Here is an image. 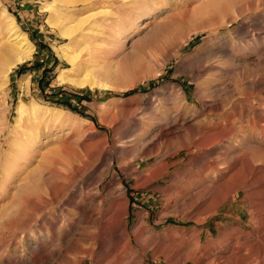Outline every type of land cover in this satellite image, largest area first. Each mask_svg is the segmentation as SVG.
<instances>
[{
    "label": "rangeland",
    "instance_id": "1",
    "mask_svg": "<svg viewBox=\"0 0 264 264\" xmlns=\"http://www.w3.org/2000/svg\"><path fill=\"white\" fill-rule=\"evenodd\" d=\"M9 15L32 43L21 61L4 47ZM50 21L77 26L78 66L57 54L70 40ZM1 70L0 264H264V0H0ZM232 125L228 148L198 144ZM248 151L261 180L243 187ZM60 157L82 169L56 224L22 225L26 192Z\"/></svg>",
    "mask_w": 264,
    "mask_h": 264
},
{
    "label": "bare ground",
    "instance_id": "2",
    "mask_svg": "<svg viewBox=\"0 0 264 264\" xmlns=\"http://www.w3.org/2000/svg\"><path fill=\"white\" fill-rule=\"evenodd\" d=\"M67 8H69V7H67ZM62 10H59V12H61V13L64 14L63 15V20L70 19L72 17L73 13H71L69 11L68 12L67 11L64 12ZM199 15H201V13H199ZM6 18H7V20L5 22H6V25H7L6 30H7L8 35H7V39L5 41L6 43L4 44L5 49L8 52H11V51L16 52L17 53V58L16 59L18 61H21L23 59L28 58L31 55L32 43L28 39L27 35L25 33H23L21 31V29L18 27V25L15 22V18L13 16L9 15ZM81 21L83 22V19ZM58 22H55V21L52 22V21H50L51 25H54V26H57L58 25L59 33L63 37L67 38L70 41H68L67 43H65V45L63 47H61L60 49H57V54L60 55V57L66 59L71 64V66H78V63L76 61V56L74 55V52L72 51V45H71V44H73L72 41L77 40L76 39V36H74L72 34V32L75 30V28L77 26L76 27H74V25L73 26H67L66 24H62V21L59 22V24H58ZM2 71L3 70L0 71V76L3 73ZM62 80H64V78H62ZM76 84H77V86H81V85L84 84V81H78ZM94 84H95V82L93 80H91L90 83H89V85H94ZM25 110H26V108L23 107L22 105H20L18 107V109H17V112L19 114L18 120L21 119V117L23 116ZM30 110H32V109L30 108ZM218 123H219V121H218ZM210 124H212V123H210ZM238 129H240L238 131H243L242 128H238ZM234 131H235V128L232 125L228 129L222 130L220 132L218 131V132L209 134L208 136H206V134L203 133L201 135V139L198 140V144H200V146H204V145H206L208 143L219 144V143H221V142H223V141L226 140L229 145L228 146H225V147L228 148L232 144V142L229 141V139L233 138V136H232L233 133L232 132H234ZM208 138H211V140L209 141ZM62 144H63L62 145L63 146L62 149L65 150L66 149V147L64 146V145H66L65 142H63ZM193 144H195V145L198 146L197 143H193ZM190 146H191L190 144L187 146L188 149L190 148ZM93 148L94 147L91 146V145H89V143H88V145H86V146L84 145L82 147L83 153H82V155H79V158L81 159L83 165H85L88 161H94L96 159V157L94 156V154H96V153H94V149ZM101 150H103V149H101ZM101 152L102 151H98L97 152V155H96L97 158L106 157V155H110L108 153V154H106L104 156L103 152H102V154H101ZM48 153H50V151L47 152V154ZM45 156H46V154H45ZM45 156L43 155V157H45ZM82 156H83V158H82ZM239 156L240 155H237L236 154V155H234V156H232L230 158H227V160L224 161L227 164V169H226L225 172H222V174L220 176H221V178H223L225 180V182L228 181V180H230L234 175L239 174V170L241 169V167H240L241 165L238 168H236V164L237 163L235 162V160ZM245 157H246V161L248 162V167L245 170H243V171H245V173L242 172V175H243V178H244V179H242V182H243V184L245 183V186L243 185V187H246V186H249V185H253V184L254 185L255 184H258V182H260V180H261V178H259V175L256 173L255 168L252 167L255 164L254 162H256L258 160V158L256 157V155L255 154H252L251 152L248 151L246 153V156ZM54 162L55 163L50 162L51 164L49 165V167H47V171L46 172L48 173V175L47 176H44V174L40 172V174L38 176H35L36 177L35 182H34L35 184L32 185L31 191L29 193H28V191L26 192V199H28L29 201H31L32 202V205L29 206V205L24 204L18 210V212H20L22 214L20 216V218H19L20 219V223L22 225H24V226L32 223L31 222L32 220L36 223L40 217H43L44 218V222H42V224H39V225H43V224H45V222L46 223H49L52 226L55 225L56 224V221L54 220V213H55V211L59 210L61 208V206H63L64 199L63 200H61V199L64 198L68 194L67 193L68 187L66 186V184H67V182H66L67 181V179H66L67 174L68 173L70 174V173L76 172L77 175H78V174H80L81 169H82V167H80L79 165H77L74 161L73 162L75 164L72 165V167H73L72 170L73 171L72 170H69L67 167H63L62 158L61 157L59 158V161L57 160V161H54ZM87 164H89V163H87ZM171 164H167L166 163L164 165V169H162L161 173H163L164 170L167 169ZM85 166H83V167H85ZM221 185H222V183H221ZM210 188H211V185H203L200 188L199 192H198V194H200L199 197L201 198V200H203V203L201 205H205L204 206V209L205 210L208 209L207 208V203H208V200H209V198L211 196L209 194ZM239 188H241V186ZM237 190H238V188H236L234 191L236 192ZM75 207H76V210H77V211H75V213H76L78 219H81V220L82 219H86L88 222H90L92 224V226L94 228H98L99 227L101 229L100 231H102L103 229L105 230V227H106L105 225H109V221L110 220L107 221L105 219L106 220V223L104 224V227L102 228V226H98V224H99L98 223V216H100V215H97V212H95L94 209L91 208L90 206H87V207L82 208V206L76 205ZM211 208H209V209H211ZM48 211H49V213L51 215L45 216ZM203 220H204L203 218L202 219L199 218L197 220V222L203 221ZM15 221H16V219L9 220L7 222V224H6V226H5V229H7V230L8 229H15V227H14L15 226L14 224L16 223ZM119 223H120L119 225L122 228V230L125 231V228L126 227H125V224H124L122 218H120ZM58 225L61 226V222H59ZM89 237L92 238L91 236H89ZM226 239H227V236H226ZM99 247H100V245H99ZM79 248H81V247H79ZM136 256H138V255H136ZM110 259H112V257Z\"/></svg>",
    "mask_w": 264,
    "mask_h": 264
},
{
    "label": "trees",
    "instance_id": "3",
    "mask_svg": "<svg viewBox=\"0 0 264 264\" xmlns=\"http://www.w3.org/2000/svg\"><path fill=\"white\" fill-rule=\"evenodd\" d=\"M63 104H64V103H63ZM65 105H67V107H69L71 110L74 109L69 103H66ZM74 110H75V109H74ZM80 113H81V115L86 116V115H84L82 112H80Z\"/></svg>",
    "mask_w": 264,
    "mask_h": 264
},
{
    "label": "crops",
    "instance_id": "4",
    "mask_svg": "<svg viewBox=\"0 0 264 264\" xmlns=\"http://www.w3.org/2000/svg\"><path fill=\"white\" fill-rule=\"evenodd\" d=\"M42 43L44 44L45 42H43L42 40H39L38 44H41L42 46Z\"/></svg>",
    "mask_w": 264,
    "mask_h": 264
}]
</instances>
